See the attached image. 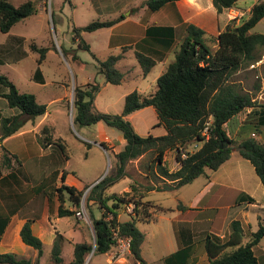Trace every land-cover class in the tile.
Listing matches in <instances>:
<instances>
[{
  "label": "trees",
  "instance_id": "trees-1",
  "mask_svg": "<svg viewBox=\"0 0 264 264\" xmlns=\"http://www.w3.org/2000/svg\"><path fill=\"white\" fill-rule=\"evenodd\" d=\"M173 1L175 0H145L144 5L150 10H157L165 3ZM211 1L217 13L234 8L237 2V0ZM36 11L37 4L33 0H25L18 5L12 4L10 0H0V32L8 33L13 25L35 14ZM263 16L264 0H256L245 19L238 23L232 20L219 32L215 38L217 47L214 50L205 41L204 31L188 24L185 27L183 40L174 52L173 60L157 77L155 88L147 94L137 90L127 93L124 96L120 114L102 112L95 108L93 100L100 90L98 83L87 81L83 84H75L72 102L74 126H90L102 121L121 133L125 139V145L115 154L114 171L94 183L86 195L87 206L96 204L101 210L99 217H95L89 210V218L94 230V244L74 243L72 258L68 264H83L85 256L92 249L94 254L107 252L114 244L112 227H117L120 235L129 238L130 253L135 263L148 264L140 255L144 233L136 226L137 222L152 219L153 210L151 209L154 205L151 201L145 200L146 193L152 189L172 191L191 183L204 174L205 170H216L230 158L233 148L240 157L252 164L256 175L264 185V143L253 136L237 142L230 136L228 129L230 122L247 108H250V112L247 113L248 121L254 119L258 123L264 122V105L253 100L252 94L232 79L236 71L259 61L264 55V32L251 31ZM123 18L124 16L120 14L109 19H93L83 27L74 28L73 37L77 39L80 47L89 51V45L81 37L82 31L91 32L110 27ZM173 31V27L147 28L145 36L133 47L123 46L118 53L110 54L103 62H100L98 72L103 75L105 82L120 84L124 80L125 72L115 65L124 57V52L128 48H134L135 59L142 73L147 74L157 60L163 58L164 51L172 45ZM165 32L170 33L167 40L164 39ZM158 47L162 50L157 49ZM31 49L39 53L37 59L39 65L45 57L46 48L36 49L35 45L31 44ZM34 74L35 78L42 83L40 69L36 68ZM0 97L6 100L8 107L16 110V113L8 116L0 113V142L19 131L27 120L40 117L47 111V105L38 102L35 94L20 92L13 81L2 72H0ZM147 106L154 108L157 117L155 126L163 127L165 134L141 136L126 119L125 116L129 113ZM207 120H210L208 138L204 140L201 129ZM44 139L48 142H45L43 146L53 144L48 137ZM197 142H200L199 148L189 153L185 159H181L179 147ZM54 144L65 160H68L69 154L64 144L58 141ZM100 144L103 146L102 143ZM1 149L3 151L0 156V167H5L8 172L0 176V198L4 202L3 212H5L0 214V236L10 216L24 206L38 189L42 191L45 186L41 182L33 187H22V184L27 182V177L19 169L16 173L12 163L13 159L19 163V158L6 148L1 147ZM168 151L175 155L180 164L175 170H170L164 160V154ZM146 154L148 160L145 164L143 163L144 168L152 175L159 177L163 185L156 186L149 183L143 187V190L130 185V190L120 195L107 194L111 185L126 176L127 163ZM68 173L65 169L61 171L60 183L53 188L52 192L59 202L58 217L76 214L82 198L81 189L65 182ZM66 200L75 209L64 207ZM130 202L134 205L133 214L127 213L128 220L118 221L117 214ZM31 222V218L24 221L19 236L23 243L35 249L37 257H40L43 252V243L33 234ZM263 236L264 224H260L251 234L250 239L243 243L241 224L238 220H233L229 224L228 237L219 238L213 234H207L204 237L203 244L208 257L206 264H258L253 246ZM60 238L61 234L56 231L50 250L53 264L62 262ZM185 254L186 248L179 249L165 257L164 261L166 264H186ZM0 264H32V261L17 257L11 252H4L0 253Z\"/></svg>",
  "mask_w": 264,
  "mask_h": 264
},
{
  "label": "rangeland",
  "instance_id": "rangeland-1",
  "mask_svg": "<svg viewBox=\"0 0 264 264\" xmlns=\"http://www.w3.org/2000/svg\"><path fill=\"white\" fill-rule=\"evenodd\" d=\"M22 1L24 0H13V3L18 4ZM34 2L38 4L35 14L13 25L8 33L0 32V72L6 74L20 92L33 93L38 102L47 105V114L25 122L24 128L37 127V133L32 138L33 141L35 140L40 147L46 148L43 144L48 141L44 137H48L53 142L51 148L58 149L54 144L58 141L64 144L66 152L69 154V159L61 163L60 171L56 170V172L49 173L47 178L42 177L41 182L49 185L47 189L53 194V188L60 183V173L65 169L69 172L67 182H75L79 186L77 189H81L83 192L77 213L72 216L59 217L55 221V228L61 234L59 240L61 244V264H68L72 258L74 243L87 242L94 244V230L89 218V210L93 212L95 217L100 216L101 210L96 204L87 206L86 195L94 183L104 175L111 174L114 171L115 154L123 148L116 140L120 132L103 122L84 127L74 126L72 123L74 112L72 102L75 84L84 81L98 83L100 90L95 94L93 100L95 108L102 112L120 114L123 108L124 96L127 93L137 90L142 94H147L155 88V76L157 74L159 76L166 64L173 60L174 53L171 51L165 60L156 62L150 72L144 75L133 52H130L115 65L119 70L125 72L124 80L120 84L107 83L97 69L100 62H103L110 54L119 52L120 42L111 37L109 28H101L91 32L82 31L81 37L90 48L88 51L80 47L77 39H74V28L83 27L93 19L112 18L120 12L125 14L122 8L118 11L103 9L100 4H97L98 0H36ZM245 2L246 5H251L255 0H245ZM247 14V12L242 13L239 22L245 19ZM252 31L264 32V16L252 28ZM182 40L183 37L179 44ZM207 43L212 50L215 49L216 41L209 40ZM31 44H34L36 49L46 48L45 57L39 65L37 63L39 53L31 49ZM74 56H77V58H74ZM260 60L262 62L259 65V70L257 68H242L238 73L232 75V79L238 80L241 78L244 81L248 79L249 82L241 84L243 87H250L255 82L263 81L261 77L264 78V56ZM36 68L40 69L42 73V83L35 78L34 71ZM127 69H130L129 73H126ZM55 98H59L60 102H52ZM0 99L2 98L0 97ZM1 110L4 113L6 109L0 107ZM243 116L244 113L242 112L238 116L237 122H230L228 129L236 128ZM127 119L136 133L141 136L165 134L163 127L155 126L157 117L152 106L134 111L127 116ZM105 136L108 139L101 142L102 146L99 140ZM12 146V150L15 152V154H12L23 159V161L19 159L20 162L17 163L12 158L15 172L18 173L17 169H19L22 173L24 172L23 175L31 173L30 165L36 164L37 162H34L33 159L38 161V157H31L32 163L28 157L20 155L22 151L19 150L18 145L13 144ZM1 147L0 156L3 151ZM147 160L148 156L146 154L128 162L125 167L126 176L111 185L107 190V194L120 195L125 192L122 190L124 187L129 191L130 185H134L140 190H143V187L149 183L162 186L161 179L144 168ZM22 162L23 167L21 166ZM0 169V176L8 172L3 166ZM32 176L36 178L37 174ZM203 181L204 176H198L193 183L184 185L178 192L162 193L161 191H154L148 195V198L152 200L160 198L165 204H172L175 201L174 195L176 193L190 196L197 191L200 182ZM86 185L88 186L86 187ZM24 186L28 188L26 186H31V184L29 181L24 182L22 187ZM31 205L34 206V200ZM64 207L75 209L68 200L65 201ZM1 211L3 212L4 208L2 209L0 206ZM37 212H32L29 216L35 217ZM120 214L121 220L129 218L126 212L121 211ZM160 214L162 213L160 212ZM166 215L171 216V214ZM136 226L139 229L147 228L144 222H137ZM156 237L159 239L155 238V242H145L143 245V249L151 252L150 255L153 257L169 250L161 248L159 251L155 244L156 241L161 243L162 238L159 235H156ZM169 245L172 244L169 243ZM30 249L25 252L20 247L15 246L9 252L12 251L17 257L30 258L34 264H53L48 242L45 243L43 255L40 258L33 256L35 250ZM117 251V247L113 244L105 257L94 254L92 251L85 256V259L88 260L87 264H104L103 258H105V264H136L131 253L118 256Z\"/></svg>",
  "mask_w": 264,
  "mask_h": 264
},
{
  "label": "crops",
  "instance_id": "crops-1",
  "mask_svg": "<svg viewBox=\"0 0 264 264\" xmlns=\"http://www.w3.org/2000/svg\"><path fill=\"white\" fill-rule=\"evenodd\" d=\"M10 1L14 4L13 0ZM144 2L145 0H98L97 4H100L103 9H115L118 11L122 8L125 13L123 14L120 12L116 14L115 17L122 14L124 18L114 25L106 27L111 31V37L120 42V50L123 46L133 47L135 43L145 36L146 30L149 27H173V43L164 51L163 58L157 60V62H162L171 51L174 53L175 50L178 49L179 42L181 38L184 37L185 27L188 24L202 29L204 31L203 37L206 42L209 40L216 41V36L228 23H230V21L235 20L238 23L242 13H249L251 6L255 3L253 2L251 5H246L245 0H237L234 8L217 13L211 0H175L165 3L157 10H150L144 5ZM164 37V39L167 40L170 37V33L165 32ZM157 49L162 50L160 47ZM130 52H134V48H128L126 52H124V57L118 62L123 60ZM261 62L262 61L259 60L244 67V69L257 68L259 70ZM128 70L130 71V69H127L126 73H129L127 72ZM239 71L240 69L234 74ZM155 77L157 79L158 74ZM261 78L263 81L255 82V84L250 87L242 86L244 82H249L248 79L244 81L239 78L234 81L240 85L242 84L241 87L245 91L250 92L253 96V100L258 104L264 105V78ZM86 82L87 81L80 82L79 84ZM59 98H55L52 102L59 103ZM0 107H5L6 109L4 113L2 110L0 111L2 115L8 116L16 113L14 108L7 106V102L4 98L0 99ZM249 112L250 108H247L243 112L244 116L237 127L229 128L230 136L237 142L249 136H253L264 143V122L258 123L256 120L258 123L256 124L254 119L248 121L247 113ZM47 113L46 111L45 114ZM128 115L125 116L126 119ZM238 116L231 122H237ZM24 125H26V123ZM24 125L16 133L4 138L0 142V147L2 146L15 154L12 150V145L16 144L20 147L19 150L22 151L20 155L28 157L29 161H32L30 159L31 157H38V161L37 159H33V161L37 163L34 164L32 161L33 164L30 165L31 173L25 174L27 182L29 181L31 184V186L27 187H33L41 182L42 177L47 178L49 173L59 170L61 163L67 160H65L60 150L51 148V144L45 146L46 148L40 147L39 144L32 139L35 137V133H37V127L31 126L24 128ZM247 125L249 126L246 127ZM105 139L108 138L106 136L101 137L99 142H104ZM116 140L119 142L120 146L123 147L125 145V139L122 137L121 133ZM21 160L23 161V159ZM164 160L169 165L170 170H175L180 165L175 155L170 151L164 154ZM21 166L23 167V162ZM34 174H37L36 178L32 176ZM68 176L69 174H67L65 182H67ZM200 176H204V181L200 182L197 191L195 193L193 192L190 196H183L176 193L174 195L175 201L172 204H165L160 198L158 200L149 199L148 195L157 191L155 189L146 193L145 200L151 201L154 207L151 209L153 210L152 219L144 222L147 228H140L144 233V240L140 246V255L148 264H166L164 261L165 257L179 249L185 248L186 264H206L208 257L204 248L203 239L207 234H213L219 238H226L229 235L230 222L238 220L243 231V243H246L250 239L251 234L258 229L259 225L264 224V185L256 175L252 164L247 159L240 157L234 148L232 149L230 158L223 162L216 170L211 171L207 169L205 173ZM194 180H196V178ZM193 181L191 183H193ZM68 184L79 187L73 181ZM48 186L49 185L46 184L42 191L38 189L36 194L28 199L24 206L10 216L0 236V253L9 252L13 250L15 246L20 247L25 252L31 250L30 248L32 247L23 243L19 236L20 228L27 218L32 219L31 229L33 234L41 239L43 247L45 243L48 242L51 250L57 231L55 228V221L59 218L57 216L59 202L57 197L51 194L50 190L47 189ZM183 186L176 190L161 192H178ZM122 190L127 191L126 187ZM33 200L34 206L31 205ZM0 206L3 209L4 202L2 198H0ZM68 208L73 209L72 207ZM25 211H27V213H25ZM121 211L126 212L125 209L120 210L117 214V220H128L129 218L121 220ZM32 212H37L35 217L29 216ZM160 212L162 214H160ZM4 213L5 212L2 211L0 212V214ZM166 214H171V216L168 217ZM156 235L162 238L161 243H157L156 241L155 246H157V249H159V251L161 248L163 250H169L168 252H162L158 256L153 257L150 255L151 252L143 249V245L145 242H155V238L159 239ZM169 243L172 245H169ZM253 252L257 257L258 264H264V236L253 246ZM11 253L13 252L11 251ZM106 254L107 252L100 255L105 257ZM42 255L43 252L41 256ZM33 256H36V258L41 257H37L36 250L33 251ZM31 261L32 264H34L33 260ZM103 262L105 264V258H103Z\"/></svg>",
  "mask_w": 264,
  "mask_h": 264
},
{
  "label": "built area",
  "instance_id": "built-area-1",
  "mask_svg": "<svg viewBox=\"0 0 264 264\" xmlns=\"http://www.w3.org/2000/svg\"><path fill=\"white\" fill-rule=\"evenodd\" d=\"M210 123V120H207L204 123L203 128L201 129V136L203 137L204 140H207L208 138V125ZM199 143V144H198ZM193 143L187 144V145H191ZM197 144V145H196ZM187 145H182L179 147V156L181 159H185L187 157V155L191 152H193L194 150H196L197 148H199L200 146V142H197L195 144H193L191 147H188ZM133 203H128L125 205L124 209L126 211V213L128 214H133ZM112 234H113V238H114V245L117 247L118 249V256L119 255H124V253H130V240L128 237L126 236H122L119 234L118 232V228L117 227H112L111 228ZM88 260L85 259L83 264H87Z\"/></svg>",
  "mask_w": 264,
  "mask_h": 264
},
{
  "label": "water",
  "instance_id": "water-1",
  "mask_svg": "<svg viewBox=\"0 0 264 264\" xmlns=\"http://www.w3.org/2000/svg\"><path fill=\"white\" fill-rule=\"evenodd\" d=\"M92 251H93V249H92ZM92 251H91V252H92Z\"/></svg>",
  "mask_w": 264,
  "mask_h": 264
}]
</instances>
